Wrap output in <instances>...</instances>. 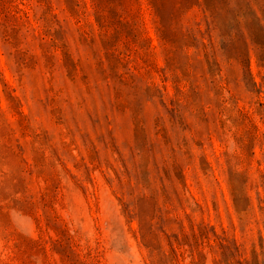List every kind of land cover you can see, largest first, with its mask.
Listing matches in <instances>:
<instances>
[{"label":"rangeland","instance_id":"374dc122","mask_svg":"<svg viewBox=\"0 0 264 264\" xmlns=\"http://www.w3.org/2000/svg\"><path fill=\"white\" fill-rule=\"evenodd\" d=\"M0 264H264V0H0Z\"/></svg>","mask_w":264,"mask_h":264}]
</instances>
